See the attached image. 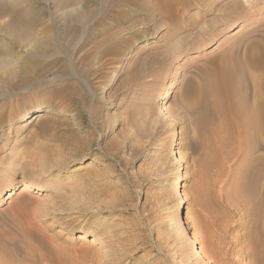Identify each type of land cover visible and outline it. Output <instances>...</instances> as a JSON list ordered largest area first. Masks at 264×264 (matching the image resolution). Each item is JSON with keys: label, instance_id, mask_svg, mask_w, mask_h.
<instances>
[{"label": "rangeland", "instance_id": "obj_1", "mask_svg": "<svg viewBox=\"0 0 264 264\" xmlns=\"http://www.w3.org/2000/svg\"><path fill=\"white\" fill-rule=\"evenodd\" d=\"M19 1L43 45L0 29V196L15 191L0 202L2 264H264V145L220 130L195 94L247 25L212 32L215 16L195 6L165 21L144 0H83L84 17L65 25L58 0ZM24 181L36 189L21 192ZM183 197L207 260L173 230Z\"/></svg>", "mask_w": 264, "mask_h": 264}, {"label": "bare ground", "instance_id": "obj_2", "mask_svg": "<svg viewBox=\"0 0 264 264\" xmlns=\"http://www.w3.org/2000/svg\"><path fill=\"white\" fill-rule=\"evenodd\" d=\"M113 1L116 2L119 0ZM122 1L125 2L123 4L124 7H128L129 4H132V0ZM144 1L150 4V6L155 7L157 10L164 11L163 19H165V21L172 19L174 15L176 16V14L179 13V11L187 10L192 6L202 9L205 8L204 14L201 16L205 17L206 14H213L215 16L213 23L208 25L209 30L211 29L212 32L215 27L214 25L216 24L217 26H232L234 23H243L247 25V33L245 32V35H239L238 38L240 41L238 43L229 45L223 51L221 50L222 52L213 58V64H216V66L218 65V72L216 71V74L213 78L204 82V86L206 87H203L204 89H208V92H202L201 94L199 92L195 94H197L196 99L198 98V101H203L201 99L207 98L206 100L209 101L211 113L215 114V117L217 116L216 120H218V124L221 125L220 130L228 124V126L230 125V130L233 131L232 134L235 133L234 138L236 140L241 142L244 140V142L249 140L253 141L256 145H264V24H262L264 21H259L260 23L257 22L253 24L255 15L264 10L262 9L264 6H261L264 3V0ZM22 6L23 4L19 0H0V16H9L8 22L0 27V29L4 31L5 34L10 37L15 44L22 46L34 44L39 46L40 44L38 43V40H36L34 37L36 35L33 36L32 32L29 33L28 31L30 30V27L28 26L30 15L26 8ZM56 6L57 9L62 12V14H64L63 11L66 9L71 10V13H67L65 15H61L59 13V22L65 25L68 23L71 25L76 20H81L84 17L83 14L86 12V7L84 6L83 0H58L56 2ZM74 6H77L76 8L79 9V12H76V9V11L74 10ZM173 8H177L175 9L174 14L172 12ZM107 9L110 10L112 8L108 7ZM132 12L134 14H139L137 10ZM116 13L117 14H115V17L118 19V21H122V18L127 16V14L122 10L117 11ZM141 21H139L137 24L140 25L139 27H142L143 23ZM250 22H252V24ZM163 23L168 29H170V27L167 25V22ZM118 31L125 32L126 29L121 28L118 29ZM211 34L210 36H214V34ZM211 40L213 41L214 38L212 37ZM55 43L57 44V40ZM42 45L43 44L40 46ZM4 65L5 62L0 60V67H3ZM168 96L169 93L166 94L164 99H166ZM196 99L193 101L197 102ZM162 110H165V108H162ZM55 114L60 116H68L66 110L64 109L56 111ZM28 118L29 114H26L22 117V121H28ZM36 118L37 122L35 124L43 121L44 118L46 119V115L42 112ZM44 128L45 126L42 125L39 129ZM215 137L217 138V136ZM178 152L179 147L178 144H176L174 153ZM90 165L92 164L90 163ZM35 189V184L33 182H22L21 192L32 191ZM43 192L44 190L42 188L36 190V194L39 196H42ZM14 195V189H10L6 191L3 196H0V202L11 199ZM185 204L186 198L183 197L179 204L181 207L179 208V205L177 206L172 217L173 230L181 236L182 244L184 243L185 245L193 247L199 254L200 258H205V253H203L201 250L202 248L196 243L195 233L189 229L187 222L185 221ZM85 233L86 232L80 231V234L78 235V238L83 242L88 244L101 242L100 238L92 232ZM87 237H90V239ZM209 237L208 239H210ZM206 239L207 237H204L202 243L208 242ZM184 244L183 246H185ZM217 246L220 247L222 245H217L216 243L215 247L217 248ZM184 249H186V246ZM0 264H2L1 260Z\"/></svg>", "mask_w": 264, "mask_h": 264}]
</instances>
